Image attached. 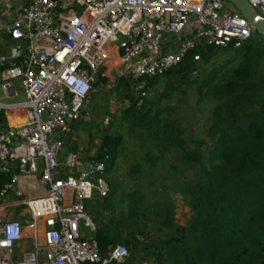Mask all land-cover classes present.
<instances>
[{"label": "built area", "instance_id": "obj_1", "mask_svg": "<svg viewBox=\"0 0 264 264\" xmlns=\"http://www.w3.org/2000/svg\"><path fill=\"white\" fill-rule=\"evenodd\" d=\"M264 17V0H248ZM228 0H26L7 31L26 42L17 63L0 58L8 71L3 84L14 92L12 79L20 80L27 122L7 127L0 118V171L16 169L26 178L36 177L43 191L6 201L15 180L0 192V264H127L124 245L102 254L98 242L86 236L84 225L94 227L87 204L96 192L106 196L105 179L111 160L104 150L77 175L61 172L59 156L70 120L86 107L99 77L120 62L133 64L151 49L158 55L136 72L134 80L153 78L178 65L202 45L227 47L250 39L255 31ZM78 8L80 10H78ZM161 31L187 32L173 51H164ZM195 61L200 54L193 55ZM144 85L138 87L141 90ZM141 105V103H139ZM7 105L0 102V112ZM70 158H76L71 154ZM29 184L34 185L35 181ZM140 264H159L155 259Z\"/></svg>", "mask_w": 264, "mask_h": 264}, {"label": "trees", "instance_id": "obj_2", "mask_svg": "<svg viewBox=\"0 0 264 264\" xmlns=\"http://www.w3.org/2000/svg\"><path fill=\"white\" fill-rule=\"evenodd\" d=\"M138 81L145 82L140 96L129 78L119 80L129 103L118 113L119 127L136 135L141 148H153L142 153L152 164L161 158L156 154L185 148L189 125L179 117L180 108L195 101L203 105L200 113L210 109L204 126L213 146L210 162L204 163L200 151L189 155L201 165V176L188 187L192 217L178 225L170 208H149L137 191L118 201V186L108 183L106 196L96 192L91 199L92 221L98 224L87 236L102 254L124 245L159 264H264V35L255 30L240 44L202 45L164 74ZM116 137L117 146L125 134ZM109 153L106 173L116 160V150ZM104 155L99 149L95 161ZM11 181L0 172V192ZM127 199L125 213L118 211ZM148 220L157 226L151 240Z\"/></svg>", "mask_w": 264, "mask_h": 264}, {"label": "rangeland", "instance_id": "obj_3", "mask_svg": "<svg viewBox=\"0 0 264 264\" xmlns=\"http://www.w3.org/2000/svg\"><path fill=\"white\" fill-rule=\"evenodd\" d=\"M227 5L229 8L235 9L229 0ZM78 10L80 9L78 8ZM179 37L180 34L170 31H161L158 35L159 41L165 45L164 51L173 50L171 44L175 41L179 42ZM157 55L158 53L155 52L151 58H155ZM131 65L117 62L108 68L106 83L97 84L98 81L94 83L95 86L93 85V91L86 103L87 108L83 117L86 133L84 142L88 146H94L97 150H116L114 166L105 176L111 186H118V192L115 195L118 201H122L129 193L137 191L144 195V202L149 208L163 209L168 207L173 211L176 224L186 225L192 217L188 187L194 185L201 176V165L190 160L189 155L194 150L200 151L203 153L204 163L209 164V157L213 151L211 139L206 135L204 129L210 109L205 114L200 113L199 110L203 108V105L197 104L195 101H190L188 105L180 108L179 117L183 123L189 125L185 135L187 140L185 148H174L170 152L156 154L161 157L156 164L143 160V150L154 151L153 148H141L138 137L128 133L125 128L120 129L118 120L120 110L129 105L121 94V88H119L121 77L126 76L130 79L137 96H140L142 91H138V87L142 84L145 85L144 81L134 80L132 76L127 74L130 70L132 72L137 71L131 69ZM213 102L215 101H204L205 105L210 108L214 106ZM121 133H124L125 137L116 146L118 140L116 136ZM128 203L129 199L118 211L123 210L125 213ZM92 205L94 202L91 200L87 205V215L91 221L90 209ZM93 223L96 228L98 223ZM147 225L151 230V240L157 234L154 230L157 226L152 220H148ZM83 227V233L86 236L94 230L93 227L86 224ZM129 249L130 257L127 264H140L143 260L149 259L142 252L137 253L133 249Z\"/></svg>", "mask_w": 264, "mask_h": 264}, {"label": "crops", "instance_id": "obj_4", "mask_svg": "<svg viewBox=\"0 0 264 264\" xmlns=\"http://www.w3.org/2000/svg\"><path fill=\"white\" fill-rule=\"evenodd\" d=\"M25 1L26 0H0V58L7 57L9 59H14L17 63L26 52V42L24 40L12 39L7 31V28L15 18L19 7L23 5ZM186 34L188 33H181L179 40L183 36H186ZM162 45L165 46L164 44ZM171 46L173 50H175L178 46V41H175V43L171 44ZM155 52L158 53L156 49H151L144 59L133 63L131 65V69H140L144 64L152 59L151 56ZM127 74H129V72H127ZM7 77L8 71H6L5 67L0 66V102L7 105L6 108L2 109L0 114L2 113V120L5 122L7 127H18L27 122L28 112L26 109L16 108L13 106L15 103L24 101V95L20 88V80L18 78L12 79L13 88L18 95L14 96L13 91L10 92L9 95L5 93L3 84L5 83ZM86 108L87 107H85V109L78 116L70 120L72 131L67 136L64 149L61 150L59 156L61 172L63 174L77 175L79 172L89 168L95 161L94 158L96 157L98 150L94 146H88L84 142V135L86 133L84 127L85 119L83 117ZM71 154H75L76 158L72 160L70 158ZM8 174L11 175L12 180H15V185L13 190L6 197L5 202L36 195L43 191L36 177L26 178L20 175L16 169H13L12 172ZM30 181H35V184H29Z\"/></svg>", "mask_w": 264, "mask_h": 264}, {"label": "water", "instance_id": "obj_5", "mask_svg": "<svg viewBox=\"0 0 264 264\" xmlns=\"http://www.w3.org/2000/svg\"><path fill=\"white\" fill-rule=\"evenodd\" d=\"M229 2L249 21L259 34L264 35V17L248 0H229Z\"/></svg>", "mask_w": 264, "mask_h": 264}]
</instances>
